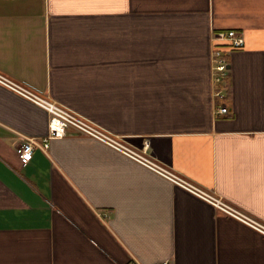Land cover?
Wrapping results in <instances>:
<instances>
[{"label": "crops", "instance_id": "0c3cea01", "mask_svg": "<svg viewBox=\"0 0 264 264\" xmlns=\"http://www.w3.org/2000/svg\"><path fill=\"white\" fill-rule=\"evenodd\" d=\"M229 29L245 44L216 97ZM0 73L264 224V0H0ZM49 123L0 83V264H264V232L94 137L22 162Z\"/></svg>", "mask_w": 264, "mask_h": 264}, {"label": "built area", "instance_id": "2783aa9c", "mask_svg": "<svg viewBox=\"0 0 264 264\" xmlns=\"http://www.w3.org/2000/svg\"><path fill=\"white\" fill-rule=\"evenodd\" d=\"M244 44V36L235 29L214 31L212 71L214 95L216 97L222 96L223 90L227 86L226 84L230 73V53L233 50L242 48ZM0 83L40 105L50 115V134L47 138L43 141L27 138L16 146V152L22 162L26 163L32 158L34 148L38 147L45 150L48 147V139L51 137H60L75 133L91 136L117 149L153 171L169 178L188 191L211 202L227 215L233 216L264 232V224L229 204L222 197L202 189L170 168H167L149 154L146 146H136L124 137L110 133L78 112L59 104L48 96L39 94L21 82L2 73H0ZM228 110V106L226 105H220L218 108V112L220 113H226ZM160 264H168V262L164 261Z\"/></svg>", "mask_w": 264, "mask_h": 264}]
</instances>
